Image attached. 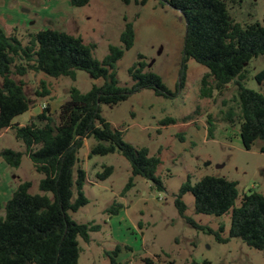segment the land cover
Here are the masks:
<instances>
[{
    "label": "rangeland",
    "instance_id": "rangeland-1",
    "mask_svg": "<svg viewBox=\"0 0 264 264\" xmlns=\"http://www.w3.org/2000/svg\"><path fill=\"white\" fill-rule=\"evenodd\" d=\"M227 1L229 15L235 21L264 25V0ZM126 21L133 22L136 37L113 68L120 84H133L129 69L143 54L146 70L158 73L176 95H158L153 89L144 88L118 104H102V115L124 132L127 142L148 147L152 155L161 158L156 175L164 189L158 190L150 180L137 176L134 185L124 192L132 176L130 162L119 152L89 156L96 141L93 137L86 139L78 165L87 171L84 192L89 202L71 215L78 222L100 224L101 229L91 232L90 242L79 239L78 264H109L107 251L117 245L123 248L120 260L129 264H148L144 258L153 264H264V250L235 237L219 242L214 234L188 224L176 205L182 185L188 180L194 184L205 175L237 181V205L249 189L264 193V152L260 149L264 142L259 140L252 149H246L240 124L232 125L224 119L223 111L228 106L223 105V100H231L232 105L238 97V86L231 82L225 93L215 99L202 97L201 79L208 68L190 58L185 86L178 88L186 34L183 14L162 0H148L145 4L137 0H90L81 7L73 6L69 0H0V26L6 33L15 34L26 43L31 31L66 30L94 44L93 54L99 60L109 53L111 44L121 45L120 34ZM263 70L264 55L246 63L244 85L264 93V80L260 83L258 78ZM23 79L33 102L28 111L14 118L20 125L42 112L47 104L57 115L72 87L86 92L104 82L81 69L75 79L35 71ZM43 84L49 94L39 96L38 91H45ZM167 117L176 122L163 125L161 121ZM208 121L213 123L212 135L208 133ZM5 148L26 150L9 128L0 130V151ZM109 165L113 166V173L104 180L98 179L97 172ZM42 177L44 174L36 171L26 154L19 167H11L0 157V214H4L2 206L20 182L31 181L30 191L37 193ZM182 200L188 216L216 231L224 226L221 235L229 237L231 211L222 216L198 213L191 192L184 193ZM116 203L122 206L117 213L107 211Z\"/></svg>",
    "mask_w": 264,
    "mask_h": 264
},
{
    "label": "trees",
    "instance_id": "trees-1",
    "mask_svg": "<svg viewBox=\"0 0 264 264\" xmlns=\"http://www.w3.org/2000/svg\"><path fill=\"white\" fill-rule=\"evenodd\" d=\"M73 6L87 5L90 0H69ZM145 4L148 0H137ZM179 10L186 21V34L178 88L186 83L187 61L190 58L205 65L208 71L201 79L202 97L222 95L234 82L238 97L234 103L223 100L228 106L223 111L230 124H240L243 146L250 150L257 141L264 142V93L244 85L245 64L264 55V25L260 22L241 24L229 15L227 0H162ZM135 29L126 21L120 34L121 45L111 44L103 60L97 59L95 45L86 43L80 35L56 28H45L28 33L23 42L15 34H8L0 26V130L13 129L25 151L5 148L0 157L11 167H19L26 154L36 171L44 174L39 182L40 192L32 193L33 183L20 182L12 196L4 203L0 214V264H78L81 246L79 239L90 242L91 232L101 225L78 222L71 212L88 204L84 192L87 171L78 165L79 152L85 140L93 137L95 143L89 156L121 153L131 165L132 176L124 192L134 185V177L150 180L158 190L164 185L156 175L162 160L152 155L148 147H136L127 142L124 132L102 115V104L115 105L133 93L149 88L158 95L175 96L156 72L146 70L148 64L143 54L130 67L131 86L120 84L115 64L135 42ZM87 71L93 78L104 80L101 85L83 92L72 87L69 97L57 110L51 112L49 104L35 117L20 125L14 118L31 108L33 99L26 93L23 76L30 71L44 72L53 77L76 78L77 70ZM260 83L264 70L258 74ZM44 92L49 94L43 84ZM167 117L163 125L175 123ZM209 135L214 134L213 123L208 121ZM264 152V144L260 147ZM113 166H104L97 178L104 180L113 173ZM191 192L198 213L222 216L231 211L229 237L220 231L196 222L186 214L182 195ZM76 195V197H75ZM238 182L225 177L205 175L194 184L185 182L176 198L181 217L191 226L214 234L219 242L240 238L250 247L264 250V193L249 189L242 194L240 204ZM122 206L114 204L107 209L117 213ZM1 209V206H0ZM126 249H131L126 246ZM123 248L117 245L107 251L109 264H129L120 260ZM153 264L149 258H144Z\"/></svg>",
    "mask_w": 264,
    "mask_h": 264
},
{
    "label": "built area",
    "instance_id": "built-area-1",
    "mask_svg": "<svg viewBox=\"0 0 264 264\" xmlns=\"http://www.w3.org/2000/svg\"><path fill=\"white\" fill-rule=\"evenodd\" d=\"M46 105H44V107H45Z\"/></svg>",
    "mask_w": 264,
    "mask_h": 264
}]
</instances>
